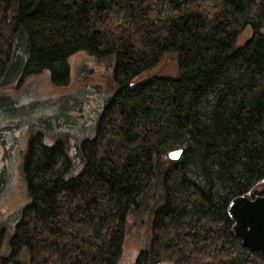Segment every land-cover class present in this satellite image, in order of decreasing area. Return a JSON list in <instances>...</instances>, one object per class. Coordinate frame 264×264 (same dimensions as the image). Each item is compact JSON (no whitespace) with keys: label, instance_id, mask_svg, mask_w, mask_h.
I'll use <instances>...</instances> for the list:
<instances>
[{"label":"trees","instance_id":"trees-1","mask_svg":"<svg viewBox=\"0 0 264 264\" xmlns=\"http://www.w3.org/2000/svg\"><path fill=\"white\" fill-rule=\"evenodd\" d=\"M80 52L112 62L109 97L79 143L29 140L0 264H117L129 218L148 232L134 264H264L227 216L264 193V0H0V97L67 86ZM169 54L175 77L133 83Z\"/></svg>","mask_w":264,"mask_h":264},{"label":"rangeland","instance_id":"rangeland-1","mask_svg":"<svg viewBox=\"0 0 264 264\" xmlns=\"http://www.w3.org/2000/svg\"><path fill=\"white\" fill-rule=\"evenodd\" d=\"M210 4L212 0H190ZM162 13L172 11V5H162ZM123 11H117L115 22L122 21ZM247 27L237 38L236 47L249 39ZM70 81L65 87H55L45 73L13 82L0 97V231L4 237L12 231L20 210L26 204L22 179V162L30 139L48 145L57 137H67L79 143L93 132L97 111L110 94L112 62L97 60L85 52L69 57ZM177 75V59L166 55L152 70L143 73L133 83L151 78H173ZM28 216V212H25ZM4 241V240H3ZM148 242L146 223L128 219L127 229L117 264H134ZM3 243V242H2ZM1 243V244H2Z\"/></svg>","mask_w":264,"mask_h":264},{"label":"water","instance_id":"water-1","mask_svg":"<svg viewBox=\"0 0 264 264\" xmlns=\"http://www.w3.org/2000/svg\"><path fill=\"white\" fill-rule=\"evenodd\" d=\"M188 0H176L182 3ZM180 150L167 154L171 161H176ZM227 216L232 223L231 233L241 241V246L264 257V193L251 198L243 195L233 199L227 207Z\"/></svg>","mask_w":264,"mask_h":264}]
</instances>
